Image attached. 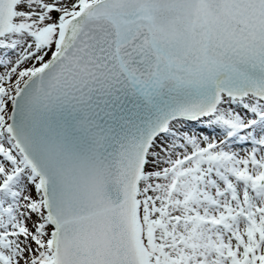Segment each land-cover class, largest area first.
I'll use <instances>...</instances> for the list:
<instances>
[{
	"label": "snow or ice",
	"instance_id": "1",
	"mask_svg": "<svg viewBox=\"0 0 264 264\" xmlns=\"http://www.w3.org/2000/svg\"><path fill=\"white\" fill-rule=\"evenodd\" d=\"M0 264H264V0H0Z\"/></svg>",
	"mask_w": 264,
	"mask_h": 264
}]
</instances>
